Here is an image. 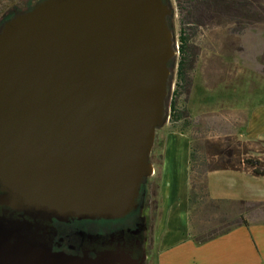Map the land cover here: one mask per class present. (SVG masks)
Masks as SVG:
<instances>
[{
    "label": "water",
    "instance_id": "water-1",
    "mask_svg": "<svg viewBox=\"0 0 264 264\" xmlns=\"http://www.w3.org/2000/svg\"><path fill=\"white\" fill-rule=\"evenodd\" d=\"M166 0H43L0 31L1 201L46 221L135 207L174 57ZM15 264H143L2 249Z\"/></svg>",
    "mask_w": 264,
    "mask_h": 264
},
{
    "label": "trees",
    "instance_id": "trees-1",
    "mask_svg": "<svg viewBox=\"0 0 264 264\" xmlns=\"http://www.w3.org/2000/svg\"><path fill=\"white\" fill-rule=\"evenodd\" d=\"M178 19V35L176 39V70L174 88L168 102L169 130L180 134L191 126L186 105L193 86V74L202 50L195 44L198 34L220 30L227 39L242 36L249 28L264 27V0H174ZM171 16L168 19L171 29ZM264 56V55H263ZM162 128L155 131V140L149 155L150 164L156 169V182L153 194L149 198L157 201L158 178L162 165V145L159 134ZM261 141H240L234 136H226L216 141H203V155L193 139H190L188 197L187 211L190 227V237L197 244L206 243L230 230L246 227L245 213L249 207H259L264 210V203H246L209 198L206 177L212 172L232 171L246 172L255 178L264 177V162L259 158L255 147L262 145ZM158 154L157 161L155 160ZM235 206L239 213L232 220L224 219L216 228H204L191 233V221L201 208H218ZM244 211V212H242Z\"/></svg>",
    "mask_w": 264,
    "mask_h": 264
},
{
    "label": "rangeland",
    "instance_id": "rangeland-1",
    "mask_svg": "<svg viewBox=\"0 0 264 264\" xmlns=\"http://www.w3.org/2000/svg\"><path fill=\"white\" fill-rule=\"evenodd\" d=\"M35 1L0 0V22L11 16L14 7H26ZM166 4L173 15L170 22V32L173 39V49L176 52L179 26L174 0H166ZM195 44L201 47L202 56L206 57L200 64L204 73L201 70L200 74L206 83V87L212 90L204 92L202 88L198 89L200 84L197 83L195 95L190 101L192 108L206 107L211 109L194 119L190 117L191 126L185 131V134L194 140L196 148L199 149V154L203 155L204 153V140L216 141L226 136H234L240 141H245L244 136L264 135V111L259 112L248 132L244 130L245 117H248L258 107L264 108V27L249 28L237 39H227L225 33L220 30L211 33L203 32L198 34ZM175 52L168 67L169 78L164 107L165 115L175 81L177 62ZM161 128L163 129L161 132L165 133L169 129L168 121ZM252 141L263 142L262 145L255 147V150L258 151L259 158L264 162V141ZM158 154L155 158L156 161ZM247 210L246 213L242 211L245 213L246 221L250 214V217L264 214V210L259 207H249ZM239 213L241 211L235 206H221L217 209L201 207L192 218L191 233L195 234L208 227L216 228L222 220H232ZM156 215L158 218V211ZM109 227L111 224L103 221L85 225L86 229L92 231H104ZM156 253L157 246L153 244L146 264H155Z\"/></svg>",
    "mask_w": 264,
    "mask_h": 264
},
{
    "label": "crops",
    "instance_id": "crops-1",
    "mask_svg": "<svg viewBox=\"0 0 264 264\" xmlns=\"http://www.w3.org/2000/svg\"><path fill=\"white\" fill-rule=\"evenodd\" d=\"M203 58L206 57H199L194 70L193 86L186 105L192 119L211 110L206 107L195 109L190 104L197 83L200 84L198 89L212 91L206 87L200 74L201 70L204 71L200 65ZM260 111L264 108L258 107L245 117L246 132ZM159 139L163 145L157 182L158 218L153 237V244L157 246L155 264H264V214L252 217L250 214L246 227L232 229L206 243L197 244L191 239L187 211L190 138L185 133L167 129L165 133L160 132ZM243 139L264 141V135L244 136ZM154 172L156 175V169ZM206 186L212 200L264 203V177L255 178L246 172H212L206 177Z\"/></svg>",
    "mask_w": 264,
    "mask_h": 264
},
{
    "label": "flooded vegetation",
    "instance_id": "flooded-vegetation-1",
    "mask_svg": "<svg viewBox=\"0 0 264 264\" xmlns=\"http://www.w3.org/2000/svg\"><path fill=\"white\" fill-rule=\"evenodd\" d=\"M41 1L36 0L26 7H14L11 16L0 22V31L5 23L31 10ZM154 176L153 167V175L138 188L134 209L122 219L103 221L111 224L104 231L85 228L86 224L99 221H46L45 218L28 216L4 205L0 199V264H15L9 258L3 259V248L11 252L20 248L38 251H46L47 248L51 254L89 259L102 252L121 250L133 260L144 258L143 264H146L153 247L157 222L158 202L149 199L153 194ZM2 194L0 186V198Z\"/></svg>",
    "mask_w": 264,
    "mask_h": 264
},
{
    "label": "built area",
    "instance_id": "built-area-1",
    "mask_svg": "<svg viewBox=\"0 0 264 264\" xmlns=\"http://www.w3.org/2000/svg\"><path fill=\"white\" fill-rule=\"evenodd\" d=\"M176 49H177V47H176ZM173 88H174V85H173ZM166 119H167V121H168V112H167V114H166Z\"/></svg>",
    "mask_w": 264,
    "mask_h": 264
}]
</instances>
